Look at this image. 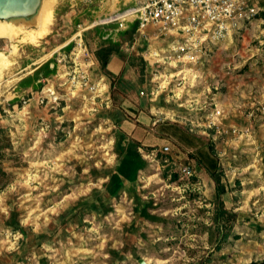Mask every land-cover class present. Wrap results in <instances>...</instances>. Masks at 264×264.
<instances>
[{
	"label": "rangeland",
	"instance_id": "1",
	"mask_svg": "<svg viewBox=\"0 0 264 264\" xmlns=\"http://www.w3.org/2000/svg\"><path fill=\"white\" fill-rule=\"evenodd\" d=\"M85 1L100 0H52L37 42L0 38V264H264V12L199 65L150 64L141 53L163 42L133 39L127 78L95 66L103 94L71 98L57 86L60 65L37 91L17 92L79 32L72 10ZM117 148L145 162L120 192L114 169H130ZM211 173L238 215L218 248Z\"/></svg>",
	"mask_w": 264,
	"mask_h": 264
},
{
	"label": "built area",
	"instance_id": "2",
	"mask_svg": "<svg viewBox=\"0 0 264 264\" xmlns=\"http://www.w3.org/2000/svg\"><path fill=\"white\" fill-rule=\"evenodd\" d=\"M260 12L251 0H144L106 17L103 22L116 23L118 29L128 23L136 24V41L156 40L159 45L163 42L162 46L148 47L141 58L150 64L168 65L176 70L205 62V55L212 49L231 44L233 36L246 30ZM77 38L76 47L68 56L58 54L56 57L55 63L63 68L56 76L57 86L64 87L71 98L83 95L85 99L82 93L103 94L106 88L103 79L96 83L92 77L97 62L83 44L81 35ZM69 62L71 66H66ZM178 74L180 71L166 77L178 78ZM158 88L162 89V84H158ZM42 93L48 94L47 98L54 95L52 87L51 91L42 90ZM158 93L155 88L151 91L155 97ZM163 149L168 151L169 147L166 145ZM182 173L192 174L189 167L183 168Z\"/></svg>",
	"mask_w": 264,
	"mask_h": 264
},
{
	"label": "crops",
	"instance_id": "3",
	"mask_svg": "<svg viewBox=\"0 0 264 264\" xmlns=\"http://www.w3.org/2000/svg\"><path fill=\"white\" fill-rule=\"evenodd\" d=\"M143 1L144 0H112V3L107 0L106 2H103V0H100L99 2L85 1L74 8L75 10H72V12H76L77 14L73 18L74 24L76 28L80 27L78 29L79 32L72 34L65 44L58 47V52L54 53L53 57H47L42 63L33 67L29 73H26L19 78L17 81V92L25 93L29 91H37L40 82L54 76L57 71V64L55 63L56 56L58 54L68 55L79 35H81L82 40H85L86 47L93 55L97 65H100L97 52L99 53L102 49L109 46L114 47L117 50V52L109 55L107 64L103 68V77L115 80H123L127 78L132 69L126 62L124 52L129 49L131 44L129 40L131 37L134 39L133 42H136L135 32L133 36H131L134 24L128 23L123 29H118L116 23L104 24L103 20L108 16L128 7L138 5ZM251 1L255 4L258 3L257 6L261 9V12H264V6L259 4L260 2H257V0ZM93 14H95V17H98L95 19ZM81 17H83L82 22L80 20ZM135 42L134 44H136ZM130 48L132 47L130 46ZM139 94L141 96L144 95L142 91ZM116 96L120 97V94H116Z\"/></svg>",
	"mask_w": 264,
	"mask_h": 264
},
{
	"label": "trees",
	"instance_id": "4",
	"mask_svg": "<svg viewBox=\"0 0 264 264\" xmlns=\"http://www.w3.org/2000/svg\"><path fill=\"white\" fill-rule=\"evenodd\" d=\"M264 6V0H261L260 3ZM136 30V24H134L131 36H133L134 32ZM133 37L129 40L130 42L133 40ZM117 52V50L114 47H107L105 49H102L99 53L97 52V55L99 57V64L101 68L103 69L106 64L107 60L109 58V55L112 53ZM97 57V58H98ZM143 62V61H142ZM126 154L124 156V153L122 149L117 148L116 155L120 159L122 156H124L125 160L128 163L129 166V173H124L120 171V162L119 165L114 169L117 177H118V183L117 187L115 188V192H120L121 190L125 189L126 183L131 184L136 182L137 180V173L140 171L144 165L145 162L143 161L141 155L138 153L137 150H127L125 151ZM213 164V163H212ZM211 179L216 187V195H217V203L214 213V241H215V247H219L227 238L228 236V230H227V224H230L237 219L236 213H230L225 207L224 203L221 200V196L225 193V189L220 185L219 179L214 175V173H211Z\"/></svg>",
	"mask_w": 264,
	"mask_h": 264
},
{
	"label": "bare ground",
	"instance_id": "5",
	"mask_svg": "<svg viewBox=\"0 0 264 264\" xmlns=\"http://www.w3.org/2000/svg\"><path fill=\"white\" fill-rule=\"evenodd\" d=\"M51 4L52 0L46 2L42 1L36 15L29 19H35L34 25H36V29L34 30H27L30 25L27 21L28 19L18 18L0 21V38L7 39L10 42H22L25 40L31 43L37 42L44 37L49 30L52 19ZM11 47L12 49L15 48L14 45ZM8 63L7 57L3 53H0V71L2 68L6 67ZM43 90L45 92L51 91V85H46Z\"/></svg>",
	"mask_w": 264,
	"mask_h": 264
},
{
	"label": "water",
	"instance_id": "6",
	"mask_svg": "<svg viewBox=\"0 0 264 264\" xmlns=\"http://www.w3.org/2000/svg\"><path fill=\"white\" fill-rule=\"evenodd\" d=\"M42 0H0V21L30 19L36 15ZM140 264H144L140 261Z\"/></svg>",
	"mask_w": 264,
	"mask_h": 264
}]
</instances>
